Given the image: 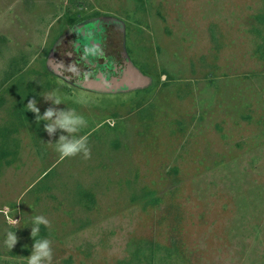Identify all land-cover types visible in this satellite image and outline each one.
Masks as SVG:
<instances>
[{"label": "rangeland", "instance_id": "obj_1", "mask_svg": "<svg viewBox=\"0 0 264 264\" xmlns=\"http://www.w3.org/2000/svg\"><path fill=\"white\" fill-rule=\"evenodd\" d=\"M35 215L51 264H264V0H0V264Z\"/></svg>", "mask_w": 264, "mask_h": 264}, {"label": "clouds", "instance_id": "obj_2", "mask_svg": "<svg viewBox=\"0 0 264 264\" xmlns=\"http://www.w3.org/2000/svg\"><path fill=\"white\" fill-rule=\"evenodd\" d=\"M42 96L54 105H59L65 102L66 99L58 89H52ZM72 100L76 104H86L88 102L83 95L75 96ZM24 107L28 112L35 114L37 123L44 122V130L49 136L57 129L69 134L67 136L61 135L56 142L52 143L61 159L77 155H81L85 159L89 158L88 136L82 134V130L88 125V121L83 115L77 114L73 109L57 110L55 108H48L41 113L35 99H29ZM17 222L15 218L9 221L13 225ZM48 224L49 221L42 215L32 217L30 228L33 245L31 254L26 258V264H51L52 249L50 240L47 238H36L40 232L41 225L47 226ZM16 233L17 231H8L5 235L4 244L11 250L18 242Z\"/></svg>", "mask_w": 264, "mask_h": 264}]
</instances>
